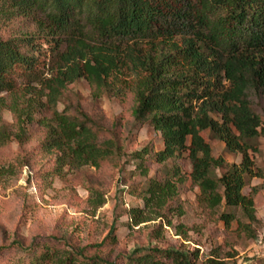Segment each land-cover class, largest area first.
<instances>
[{"label":"trees","instance_id":"obj_1","mask_svg":"<svg viewBox=\"0 0 264 264\" xmlns=\"http://www.w3.org/2000/svg\"><path fill=\"white\" fill-rule=\"evenodd\" d=\"M17 20L33 28L0 35V146L11 140L23 144L28 126L38 124L44 129L41 149L56 152L57 173L65 167L100 168L120 151L119 142L101 138L103 128L78 106L71 114L59 104L67 86L79 79L86 80L94 99L120 97L124 87L134 100L135 121L147 122L162 141L161 150L144 148L132 157L140 166L145 159L163 167L172 161L161 177L134 193L143 206L128 211L133 223L164 217L162 210L184 181L175 164L184 154L201 205L231 210L219 216L227 228L232 222L244 226L235 211L249 224L256 222L262 186L243 191L253 178L264 181L251 156L264 139V120L250 101L264 92V0H0V26ZM43 46L48 57L40 62ZM17 70L22 90L16 88ZM4 110L13 116L11 125L3 121ZM205 133L239 154L240 162L214 157ZM88 248L32 246L23 263L116 264ZM121 264H192V259L155 247L122 257Z\"/></svg>","mask_w":264,"mask_h":264},{"label":"rangeland","instance_id":"obj_2","mask_svg":"<svg viewBox=\"0 0 264 264\" xmlns=\"http://www.w3.org/2000/svg\"><path fill=\"white\" fill-rule=\"evenodd\" d=\"M32 28L29 22L17 20L0 26V35L16 36ZM42 49L40 62L48 57L46 47ZM127 78L131 82V77ZM14 79L17 90H22L24 80L19 70ZM122 91L120 97L104 95L94 99L86 80L79 79L67 86L59 104L60 110L67 105L71 114L78 106L103 128L101 138L113 137L119 142L120 151L100 168L65 167L57 173L56 152L41 149L44 129L38 124L28 126L23 144L11 140L0 146V264H24L25 254L32 246L39 250L47 243L67 247L71 252L89 247L90 253L96 250L116 264L133 252L155 247L181 252L192 259V264H207L208 259L221 264H261L264 181L253 178L243 191L247 195L250 188L262 186L255 198L256 222L249 224L235 211L236 218L250 228L237 222L227 228L219 216L231 210H209L198 202L199 189L189 178L191 165L186 154L175 161L184 181L179 184L176 197L162 210L164 217L137 226L133 223L128 211L143 206L134 193L147 180L161 177L172 161L163 167L145 159L140 166L132 157L144 148L161 150L162 141L147 122L135 121L134 100L124 87ZM250 101L253 112L264 120V92L252 96ZM2 118L9 125L14 122L9 110L2 112ZM204 137L214 157H223L228 163L240 162L241 156L227 152L222 142L208 133ZM258 148L259 152L251 156L264 173L263 138L258 139ZM112 227L114 242L108 238Z\"/></svg>","mask_w":264,"mask_h":264},{"label":"built area","instance_id":"obj_3","mask_svg":"<svg viewBox=\"0 0 264 264\" xmlns=\"http://www.w3.org/2000/svg\"><path fill=\"white\" fill-rule=\"evenodd\" d=\"M262 238L264 239V236Z\"/></svg>","mask_w":264,"mask_h":264}]
</instances>
